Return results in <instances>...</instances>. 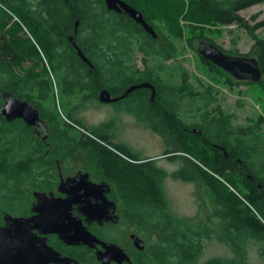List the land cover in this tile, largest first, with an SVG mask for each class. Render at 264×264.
Masks as SVG:
<instances>
[{
  "label": "trees",
  "instance_id": "1",
  "mask_svg": "<svg viewBox=\"0 0 264 264\" xmlns=\"http://www.w3.org/2000/svg\"><path fill=\"white\" fill-rule=\"evenodd\" d=\"M125 1L144 14L158 31V39L126 13L109 10L105 0H0V106L5 91L37 100L51 129L48 142L38 140L19 120L8 123L0 115V196L9 190L19 192L24 179L23 155H41V169L48 170L52 165L46 161L48 158L91 149L100 164L105 159L110 166L120 162L135 173L138 181L122 187L128 203L135 202L144 213L154 210V218H139L154 231L149 246L151 257L145 256L143 264H252L246 246L251 240L258 245L260 264H264V116L249 126H233L231 115L211 112L212 89L203 85V90L195 89L188 71L177 62L168 73L167 61L176 58L177 48L160 39L164 35L183 38V19L192 32L199 25L243 27L254 40L247 55L258 59L263 73L260 81L249 83L264 91V37L257 34L264 27V19L251 24L240 13L264 0ZM156 1L163 4L162 9ZM257 16L251 18L255 20ZM158 21L164 25H158ZM71 35L92 66L78 55ZM194 38H189L192 47ZM135 53L144 56L147 69L136 67ZM201 61L211 74L226 75V71L202 55ZM145 78L164 87L160 98L166 101L169 115L159 112L157 116L162 122L157 125L177 135V142L200 170L210 201L203 219L175 213L161 187L162 176L158 172L151 174L154 167L134 165L123 159L116 161L115 152L103 143L104 126L89 127L76 119L79 107H65L54 91L55 85L66 87L68 98L85 92V100L89 101L99 98L104 88L123 87ZM50 101L52 104L47 107ZM185 101L188 109L199 107L205 116L200 125L204 140L190 129L182 132L178 122L170 118L178 114L179 103ZM71 122L88 133L78 135ZM48 147L52 151L46 152ZM37 149H42L41 153ZM212 238L227 243L234 255L202 260L206 241Z\"/></svg>",
  "mask_w": 264,
  "mask_h": 264
},
{
  "label": "flooded vegetation",
  "instance_id": "2",
  "mask_svg": "<svg viewBox=\"0 0 264 264\" xmlns=\"http://www.w3.org/2000/svg\"><path fill=\"white\" fill-rule=\"evenodd\" d=\"M198 41L213 43L229 55L249 56L231 53L232 51L222 48L216 42L199 37L195 40L194 47L200 56L202 54L196 45ZM212 76L216 82L223 80L231 87L239 82L250 84L249 80L236 78L228 71H226V75L212 74ZM144 81L151 82L154 87H139L122 96L130 86ZM163 89L164 87L145 78L123 87L108 89L113 98H118L115 101L102 102L99 100L101 105L114 110L113 115L100 125L104 126L101 129L106 139L103 143L108 149L115 152V160L119 162L123 159L134 165L154 167L157 171L151 170V174L154 176L158 172L162 176L160 180L162 189L163 176L167 174L182 181H194L197 175L201 174L195 160L186 152L183 145L177 142L175 138L177 135L157 125L162 122L157 116L159 112L163 111L169 115L166 101L160 98ZM54 91L65 107H79L75 118L81 120L79 113L80 108L87 102L84 97L86 93L83 92L77 97L68 98L66 87H54ZM14 95L37 106L44 124L36 128L21 118L6 121L13 123L19 120L24 127L30 128L35 139L48 142L51 135L50 120L45 116L38 101L34 99L30 101ZM213 95L214 100L210 105L211 112L222 111L226 115H231L233 126H249V124L237 122L234 115L228 113L219 103L214 92ZM187 102H180L178 114L172 115L170 118L178 122L182 132L190 129L192 134L201 136L203 139L200 125L205 120V116L202 115L203 112L199 110V107L188 109L185 105ZM4 103L3 98L2 104ZM124 119L127 122L143 126L144 129L149 130L162 140V152L157 155L145 154L138 149L134 150L126 142L118 141V126L122 128L119 122ZM71 123L77 129L78 135L88 133L78 124ZM187 124L194 125L189 127ZM219 149L222 150L220 146ZM80 150L88 154V164L74 166L71 159ZM80 150L62 158L46 159L48 163L52 162L48 170L41 169L43 161L41 155L22 156L24 179L20 184L19 192L9 190L5 196H0V229L6 236V247H13L11 252L10 250L7 253L4 252V257L0 255V264H104L99 259L98 252L108 258L106 264H143L145 256L151 257L149 246L152 244L154 231L151 226L139 222V218L141 216L154 218V210L152 208L146 213L139 211V206L134 204L135 202L128 203L127 196L122 190L123 185L127 182L138 181L135 179V173H130L129 169L121 165L123 163L120 162L110 166L105 159L104 163L100 164L93 150ZM36 151L41 153L42 149ZM45 151L50 152L52 149L48 147ZM161 160L176 163L177 168L170 172L157 165ZM75 187L77 190L74 189ZM87 187L90 189H86ZM72 190L76 192L75 201H69L72 197ZM163 192L165 194L164 189ZM165 197H167L166 194ZM88 199L92 203L99 204L100 212L88 211L84 203ZM75 227L85 233H83L84 236L78 238L77 242L71 243L68 234ZM138 238L142 240L144 248H140Z\"/></svg>",
  "mask_w": 264,
  "mask_h": 264
},
{
  "label": "rangeland",
  "instance_id": "3",
  "mask_svg": "<svg viewBox=\"0 0 264 264\" xmlns=\"http://www.w3.org/2000/svg\"><path fill=\"white\" fill-rule=\"evenodd\" d=\"M161 9L162 3L155 2ZM164 7V6H163ZM169 11V9L167 10ZM166 11V16L169 12ZM241 15L248 19L251 24L264 19V3H259L243 9ZM257 14V18L252 19V15ZM158 21V25H164V22ZM182 25L184 27V36L181 39H174L162 36L160 39L163 43H173L177 48V56L173 60L167 61L168 73L171 71V66L177 62L180 67L186 69L190 75V81L194 88L203 90V87H210L219 103L224 106V109L234 115L235 120L244 124H251L253 120H258L260 116H264V91L257 84L236 83L233 87L229 86L223 80L216 82L212 76L209 67L204 65L201 61V56L194 47V42L200 34L206 37L222 48L237 52L238 54H249L251 46L254 43L253 38L247 33L246 29L236 24L216 26V25H199L198 29L192 32V28L188 26V22L183 19ZM166 33V31H165ZM257 34L264 37V27L257 30ZM193 39V47L189 44V38ZM135 64L141 70L147 69L148 62H145L142 54H134ZM151 61H149L150 63ZM166 74V73H165ZM164 74V75H165ZM177 75V74H176ZM179 78V75L177 79ZM201 83V84H200ZM56 87V85H55ZM51 101L46 103V106H51ZM114 110L110 107L101 105L99 98L87 101L84 106L80 108V115L89 127L99 126L103 121L113 115ZM118 126V141L128 143L134 150L138 149L145 154L157 155L162 152L163 143L156 135L149 130L144 129L143 126L137 125L125 119L119 122ZM264 127V126H263ZM88 154L80 150L72 157V164L80 166L88 164ZM158 166L172 170L177 168L176 163L167 160H161ZM163 189L169 200L173 211L181 216L196 217L203 219L205 217L206 204H209V195L206 187L201 180L200 175L194 181H182L175 179L174 176H163ZM194 179V178H193ZM248 260L252 264H260L262 258L259 254V247L255 241L248 242ZM234 255L230 246L220 241L217 238H212L206 241L205 252L202 260L212 257H232Z\"/></svg>",
  "mask_w": 264,
  "mask_h": 264
},
{
  "label": "water",
  "instance_id": "4",
  "mask_svg": "<svg viewBox=\"0 0 264 264\" xmlns=\"http://www.w3.org/2000/svg\"><path fill=\"white\" fill-rule=\"evenodd\" d=\"M107 8L109 10H114L117 12H124L129 15L132 19H134L137 23L141 24L142 27L150 33L153 37L158 38L159 33L156 28L146 20L144 14L137 9L132 4L128 3L125 0H105ZM78 22L76 24V31H77ZM70 40L74 44L78 55L89 65L92 66V62L89 58L85 55L83 50L77 45L74 40V35L70 36ZM202 56L213 62L214 64L218 65L219 67L225 69L226 71L230 72L236 78L239 79H247L252 82H258L262 78V69L260 67L259 61L254 56H242V55H229L222 51L218 46L210 42L198 41L196 42ZM154 87L151 82L144 81L141 83L134 84L130 86L126 90V92L122 95L125 96L129 92L139 88V87ZM155 93V92H154ZM153 93V94H154ZM3 98L5 103L0 106V115L8 121H13L17 118H21L26 121L27 124L36 126L39 128L44 124V120L41 119V114L38 110V107L35 105L30 104L27 101H23L16 97L12 92L5 91L3 93ZM118 98H113L111 96V92L108 89H102L99 93V100L102 102H111L115 101ZM46 125V124H45ZM48 127V126H47ZM48 130V128H47ZM49 131V130H48ZM77 190V187L74 188ZM86 189H90L87 187ZM72 197L69 201L76 200V192L72 190L71 192ZM89 212H100L99 204L92 203L89 199L84 202ZM83 231V230H82ZM85 233V231H83ZM77 227L71 229L70 233L68 234L70 240L69 242H77L78 238L84 236ZM90 235L95 238L91 233ZM5 235L2 233V229H0V255L3 256L4 252L7 253L13 250V247L10 248L6 247L5 243ZM140 248H144V244L140 238ZM4 257V256H3ZM98 257L100 260L106 264L108 262V258L98 252ZM125 264V263H124Z\"/></svg>",
  "mask_w": 264,
  "mask_h": 264
}]
</instances>
